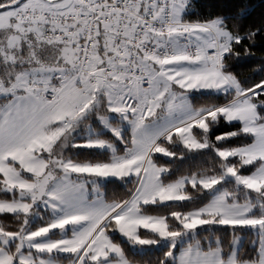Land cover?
Returning a JSON list of instances; mask_svg holds the SVG:
<instances>
[{
    "label": "snow or ice",
    "instance_id": "obj_1",
    "mask_svg": "<svg viewBox=\"0 0 264 264\" xmlns=\"http://www.w3.org/2000/svg\"><path fill=\"white\" fill-rule=\"evenodd\" d=\"M250 10L0 0V264H264Z\"/></svg>",
    "mask_w": 264,
    "mask_h": 264
},
{
    "label": "trees",
    "instance_id": "obj_2",
    "mask_svg": "<svg viewBox=\"0 0 264 264\" xmlns=\"http://www.w3.org/2000/svg\"><path fill=\"white\" fill-rule=\"evenodd\" d=\"M235 2V0H206V3L213 4V5H221V4H228ZM248 3L250 5V14L248 16V20L258 19L261 12H264V2L262 0H248ZM257 40L260 41L261 38L257 37ZM257 55L260 54V49H257ZM255 63H258V61L253 62V64L249 65H242L238 67V71H242L244 73H248L249 69L254 66ZM128 186H125L127 188Z\"/></svg>",
    "mask_w": 264,
    "mask_h": 264
}]
</instances>
